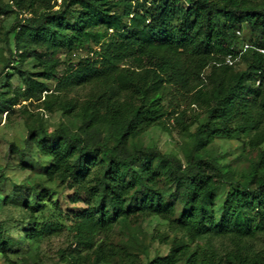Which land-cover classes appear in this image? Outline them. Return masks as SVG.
I'll return each mask as SVG.
<instances>
[{"label":"trees","instance_id":"trees-1","mask_svg":"<svg viewBox=\"0 0 264 264\" xmlns=\"http://www.w3.org/2000/svg\"><path fill=\"white\" fill-rule=\"evenodd\" d=\"M0 40L14 45L9 63L20 59L13 69L23 85L16 97L1 93L0 113L36 101L79 120L76 133L39 125L30 134L31 148L52 159L48 180L85 205L67 217L77 247L108 263L117 224L158 216L205 241L210 259L173 250L147 264H264V155L219 208L220 164L194 155L184 163L137 143L151 127L181 124L193 106L208 114L197 150L245 134L251 147L264 145V0H0ZM28 58L35 71L24 69ZM64 230L48 221L23 232L33 245ZM217 241L238 247L220 252Z\"/></svg>","mask_w":264,"mask_h":264},{"label":"rangeland","instance_id":"rangeland-1","mask_svg":"<svg viewBox=\"0 0 264 264\" xmlns=\"http://www.w3.org/2000/svg\"><path fill=\"white\" fill-rule=\"evenodd\" d=\"M12 21L13 17L5 19L6 24ZM10 49L14 51V45L10 48L0 40V95L3 93L5 99L18 96L16 89L23 86L21 78L13 69L21 61L9 63L12 58ZM22 65L28 71L36 70V63L31 58L22 61ZM9 72L13 75L8 76ZM55 86L56 82H49L52 91ZM47 94H44L42 101ZM182 109L187 110L185 106ZM13 110L0 113V173L5 175V180L0 182V239H15L16 242L6 251L0 246V264H75L71 253L83 258L80 264H147L155 256L173 250L178 251L181 257L196 252L200 259H210V249L205 241H192L177 223L158 216L117 224L109 238L115 253L108 263L96 261L92 251L77 247L73 243L67 217L79 213L85 205L73 201V190L57 181L48 180L45 170L52 159L45 157L36 146L31 148L33 141L30 134L39 125L50 129L63 126L69 128L71 133H76L79 120L64 116L59 110L45 109L43 102L22 101ZM207 119L206 107L192 106L181 124L166 121L151 127L139 136L137 143L155 147L165 155L178 157L184 163L190 155H194L220 164L224 175V183L217 192L220 208L233 186L251 179L254 164L264 155V145L251 147L249 140L252 134H245L233 139L215 138L197 150L194 135ZM104 135L107 138L106 133ZM31 188L39 191V199H42L39 201L40 206L35 205ZM9 198L11 201L7 202ZM48 221L63 224L65 230L62 235L30 245L24 239L23 231ZM17 241L21 244L18 245ZM216 246L220 252L226 247V250L238 247L236 244L230 245L228 241H217Z\"/></svg>","mask_w":264,"mask_h":264},{"label":"built area","instance_id":"built-area-1","mask_svg":"<svg viewBox=\"0 0 264 264\" xmlns=\"http://www.w3.org/2000/svg\"><path fill=\"white\" fill-rule=\"evenodd\" d=\"M227 63L229 64H233V58L232 56H229L228 59H227Z\"/></svg>","mask_w":264,"mask_h":264}]
</instances>
